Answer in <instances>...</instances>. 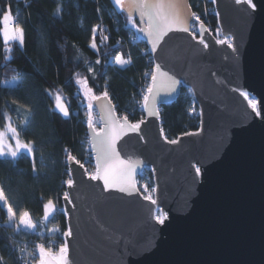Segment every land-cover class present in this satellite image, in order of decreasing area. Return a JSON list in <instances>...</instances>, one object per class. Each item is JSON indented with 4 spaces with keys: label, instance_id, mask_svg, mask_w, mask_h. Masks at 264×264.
<instances>
[{
    "label": "water",
    "instance_id": "obj_1",
    "mask_svg": "<svg viewBox=\"0 0 264 264\" xmlns=\"http://www.w3.org/2000/svg\"><path fill=\"white\" fill-rule=\"evenodd\" d=\"M213 2L220 35L231 37L238 52L217 44L205 25L199 34L207 49L191 32L170 33L161 61H153L181 83L157 97L159 116L145 110L141 131L118 144L122 159L140 161L136 181L152 171L157 204L144 199L138 183L132 195L109 191L69 161L74 185L67 188L64 214L73 233L65 236L70 264H264V0ZM184 3L192 30L194 12L190 0ZM152 11L170 13L166 7ZM183 87L199 108L200 129L171 145L161 135L160 110L175 103ZM242 92L256 100L261 116ZM109 106L119 116L105 101ZM94 110L104 115L100 102H93ZM89 138L91 144L90 129ZM193 165L202 168L199 179ZM159 211L168 217L164 225L154 218ZM55 214L56 208L47 221Z\"/></svg>",
    "mask_w": 264,
    "mask_h": 264
},
{
    "label": "trees",
    "instance_id": "obj_2",
    "mask_svg": "<svg viewBox=\"0 0 264 264\" xmlns=\"http://www.w3.org/2000/svg\"><path fill=\"white\" fill-rule=\"evenodd\" d=\"M90 1L87 7L78 0H0V17L10 6L14 26L24 31L23 45L6 44L0 24V129L10 121L20 141L32 148L15 159L0 155V189L16 212L13 219L0 202L2 264H37L40 245L58 253L65 243L68 155L84 164L92 155L87 105L77 79H87L95 95L107 90L120 117L145 120L142 90L155 66L149 48L115 0ZM190 5L207 25L218 27L213 1L190 0ZM94 35L98 51L90 47ZM117 55L130 63L117 65ZM57 93L69 109L68 117L55 107ZM160 115L169 140L200 129L199 108L185 87L175 103L161 107ZM137 182L139 188L155 187L149 169ZM49 199L56 214L47 221L43 205ZM25 211L35 232L17 227Z\"/></svg>",
    "mask_w": 264,
    "mask_h": 264
},
{
    "label": "snow or ice",
    "instance_id": "obj_3",
    "mask_svg": "<svg viewBox=\"0 0 264 264\" xmlns=\"http://www.w3.org/2000/svg\"><path fill=\"white\" fill-rule=\"evenodd\" d=\"M237 2L249 4L250 0H237ZM115 5L120 11L127 13V21L131 24V28L135 29L138 33H142L147 38V42L150 44V49L148 51L150 60L161 61V54L164 53V45L167 43L166 38L169 37L170 33L174 32L186 34L191 32V36L194 40L198 39V43L205 49L209 47L204 39V35L191 31L189 27V17L183 15L184 0H155V2H153V0H128L127 3L126 0H115ZM165 7L170 10L167 16H161L159 13H154L152 11L153 8L162 9ZM137 12L139 14V24L135 18V13ZM193 18L200 26L199 31L204 32V23L200 20V17L197 15ZM12 21V9L8 6L5 9V13L0 17V24L3 25L4 41L5 43H9L11 40H15L18 41L20 45H23L24 31L22 28L17 29L14 24H12ZM104 39H107V37H104ZM216 43L219 45L226 44L228 48L232 49L233 53L238 52V48L233 44L231 37L219 39ZM90 47L92 50L98 51L95 35L92 37ZM96 63L99 64L100 60H96ZM115 63L123 68L125 65L129 64L130 61L123 59L121 55H117L115 57ZM89 71L92 70L89 69ZM161 81H163V83H161ZM76 83L81 86L83 95L88 101L87 126L92 132L91 148L95 153V167L93 171L88 172L85 164L77 159L76 156L69 154L68 160L84 169L85 173L88 175V179L92 181H102L103 188L106 190H116L120 193H127L128 195L138 192L135 173L136 168L140 166V161L129 162L122 159L121 153L118 150V144L125 135L129 133H139L142 124L146 123V121L141 119L139 122H130L127 115H123L122 117L117 116L112 106L104 107L105 101L108 102V105H111V99L107 90H104L102 95H95L87 79H77ZM180 83L181 81L175 78V76L169 75L167 71L162 70V63H155L154 69L151 72V83L146 87V94L143 96V107L149 117L159 116L156 100L161 92L173 93ZM241 95L247 97L248 94L242 92ZM55 99L56 109H58L64 117H68L70 115L69 109L62 102V97L57 93ZM93 102H100L102 111L104 112V115L100 117V120L103 122V126L101 127L97 126V123L92 117ZM249 103L255 114L261 116L262 111L257 110V105L252 101ZM9 128L11 131L17 132L15 128H12L11 123H9ZM197 134L198 133H185V135L189 136ZM161 135H163L162 128ZM4 136L5 134L0 132V155L11 154L15 157L17 152L12 145L10 143L8 145L3 144ZM16 139L17 145L22 150H32L30 145L20 141L18 132ZM164 139L171 145H177L179 143L177 139L169 140L167 136H164ZM5 148H7V152L4 151ZM193 167L195 177L199 179L201 177L202 168L194 165ZM66 183L69 188H72L74 185L73 179H68ZM145 191H148L147 185H145ZM63 199L65 201L69 200L68 192L63 194ZM144 199L149 200L153 205L157 204V201L153 199L151 195L144 196ZM0 202H3L7 206L8 213L15 219L16 212L11 204L8 203L2 189H0ZM54 210L55 203L53 200L49 199L43 205L44 219L47 220ZM148 212L151 214L152 210L148 209ZM154 218L159 225H164L168 217L166 213L158 212ZM20 225L29 229L35 228V224L32 223L27 211L20 215L17 227L19 228ZM64 235L70 237L73 233L71 229H68ZM38 251L39 259L37 264H70L69 246L67 243H63L59 247L58 253H54L51 249H46L44 245H40ZM2 260L3 258L0 257V264H2Z\"/></svg>",
    "mask_w": 264,
    "mask_h": 264
},
{
    "label": "rangeland",
    "instance_id": "obj_4",
    "mask_svg": "<svg viewBox=\"0 0 264 264\" xmlns=\"http://www.w3.org/2000/svg\"><path fill=\"white\" fill-rule=\"evenodd\" d=\"M78 1H80L82 4H84V5H86L87 7H89V6H91L92 5V2L90 1V0H78ZM195 15L197 16V14H194V17H195ZM205 20H206V18H205ZM12 24H14V18H13V21H12ZM205 25V24H204ZM206 25H207V22H206ZM205 25V26H206ZM207 27V26H206ZM17 28V27H16ZM195 28H196V23H194L193 25H192V30L191 31H194V32H196L195 31ZM17 29H19V28H17ZM208 29V28H207ZM209 30V29H208ZM212 32V31H211ZM2 37H3V31H2ZM3 40H4V37H3ZM5 42V41H4ZM11 42H18V41H15V40H11L9 43H11ZM9 43H6V44H9ZM79 87H80V95L83 97V99H84V101L86 102V105H87V103H88V101H87V99L84 97V95H83V91H82V88H81V86L79 85ZM94 93V92H93ZM247 98H248V100H249V102L250 101H252V102H254L256 105H257V103H256V100L253 98V97H251V96H247ZM251 105V104H250ZM93 119H94V121L96 120V118H97V112L94 110V112H93ZM9 123H11L10 121H7V123L4 125V127L3 128H1L0 129V132H3L4 134H5V136H4V140H3V144L4 145H8L9 143L12 145V147L14 148V150L17 152V155L14 157V156H12L11 154H4V155H2V156H4V157H7V158H13V159H15V158H18V157H20V156H22L23 154H25V153H27L28 151L27 150H22L18 145H17V139H16V135H17V132H13V131H11V129L9 128ZM11 126H12V124H11ZM103 126V125H102ZM12 128H14L13 126H12ZM4 151L5 152H7V148H5L4 149ZM138 183V182H137ZM139 187V186H138ZM147 188H148V191H145V186H142V188H139L140 189V191H142V192H144L143 193V195L144 196H146V195H151L152 196V198L153 199H155V197H154V191H155V188H151V187H149L148 185H147ZM142 189V190H141ZM59 211H62V209H59ZM160 212V211H159ZM158 214V213H157ZM31 219V218H30ZM32 221V220H31ZM32 223H33V221H32ZM21 226V228L23 229V230H25V231H28V232H35V230H36V226H35V228H33V229H29V228H26V227H24L23 225H20Z\"/></svg>",
    "mask_w": 264,
    "mask_h": 264
},
{
    "label": "built area",
    "instance_id": "obj_5",
    "mask_svg": "<svg viewBox=\"0 0 264 264\" xmlns=\"http://www.w3.org/2000/svg\"><path fill=\"white\" fill-rule=\"evenodd\" d=\"M210 1H213V0H210ZM213 3H214V2H213ZM195 16H196V15H195ZM198 16L200 17V20L203 21V23L206 25L207 20L203 19L202 16L199 15V14H198ZM194 23H196L195 31L198 32V34H199V28H200V26H199V24L196 22V20H195ZM194 23H193V24H194ZM206 26H207V28L209 29L210 32L212 31L211 33H212L213 35L218 36V40H219V39H225V37L221 36L220 33H219V26H218V27H215V26H212L211 24H210V25H206ZM148 78H149V77H148ZM150 83H151V78H149V80L146 82V86H145V87L143 88V90H142V98H143L144 94H146V93H145L146 87H147ZM93 115H94V114H92V117H94ZM96 116H97V118H96L95 122L97 123V126H98V127H101V126H102V122H101V120H100V117H99L98 114H97ZM93 120H94V119H93ZM85 167L88 169V172H91V171L94 170V168H92V167H95V159H94L93 154L90 156V159H88V160L86 161Z\"/></svg>",
    "mask_w": 264,
    "mask_h": 264
},
{
    "label": "bare ground",
    "instance_id": "obj_6",
    "mask_svg": "<svg viewBox=\"0 0 264 264\" xmlns=\"http://www.w3.org/2000/svg\"><path fill=\"white\" fill-rule=\"evenodd\" d=\"M92 151V150H91ZM93 154V153H92Z\"/></svg>",
    "mask_w": 264,
    "mask_h": 264
}]
</instances>
